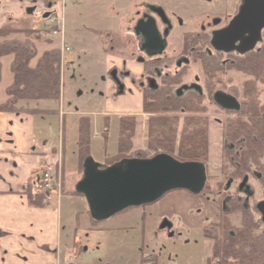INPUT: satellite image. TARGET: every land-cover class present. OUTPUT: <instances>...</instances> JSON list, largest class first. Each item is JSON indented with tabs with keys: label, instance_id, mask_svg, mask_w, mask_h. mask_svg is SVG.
Returning <instances> with one entry per match:
<instances>
[{
	"label": "rangeland",
	"instance_id": "obj_1",
	"mask_svg": "<svg viewBox=\"0 0 264 264\" xmlns=\"http://www.w3.org/2000/svg\"><path fill=\"white\" fill-rule=\"evenodd\" d=\"M143 2L144 0H66L63 6L57 5L53 11L59 17L62 10L65 26H67L66 30L64 28L65 34H71V29L78 27L80 32L87 30L97 38L99 35L103 37L104 32L102 31L109 28L114 32H118L119 29L121 34L124 29L129 27L130 21L137 17L135 12L138 10L143 11ZM216 2L218 3V0ZM24 6L16 1L0 0V26L9 20L19 19L22 16V11H24ZM30 18L32 24L40 33L37 35L40 38L38 41L32 39L38 52L37 55L39 56L45 50L50 49V42L55 47L60 48V41L57 39L60 35L53 36L54 40H51L49 37L51 33L47 31V24L44 23L43 16L35 13ZM196 19L198 23L199 16ZM203 21L206 23L208 19L203 18ZM13 37L23 39L21 34ZM63 53L62 82L67 85L68 74L74 70V62H70V64L67 62L65 65V55L69 53L68 51ZM10 60L11 56H4L1 62L3 64V76L0 84V103L6 99V88L12 82V74L9 70ZM31 62L30 64L33 65ZM78 70L80 71V68ZM191 72L197 74L194 69ZM248 78L242 72L225 70V73H221L216 80L217 87L234 96H236L235 91H237L238 96L236 97L240 102L243 95H245L243 90ZM71 82L82 87L80 77H73ZM256 88L262 106L264 105V86L257 84ZM109 96L110 94L103 93L105 102ZM85 98L86 96H83L82 99L85 100ZM90 99L91 97L83 103L76 102L75 105L83 106L84 109H94L101 106L100 104H90ZM120 100L122 103L127 101L126 107H128L131 99ZM134 102L135 99L132 100V103ZM79 109L81 111V108ZM141 110L143 113L141 116L128 115V117L136 118L134 150L150 155L152 152L146 148L147 119L149 115L144 113L143 109ZM205 110L206 112L202 113ZM198 115L206 117L208 121L206 167L207 183L211 189H204L198 195H193L185 190L170 191L153 203L130 207L112 217L95 222L92 221L89 215L85 198L74 194L71 176H74V179L79 178L75 174L78 162L76 153L77 132L75 127L73 128L65 123L66 131L63 138L66 152L63 166L69 182H67L68 193L63 194V197H59V200L62 201L59 209L62 211L63 238L68 237V241L71 240L70 244L72 247L75 246V254L78 255V258L74 260V264H144L147 261L151 264H206L211 252V240L204 237L202 232L207 224L211 223L210 225H213L212 223L219 222L220 205L223 201L231 197L244 199L245 196L238 190L241 179L231 181L226 189V197L222 198L221 193L218 191V186L225 185L229 180L228 173L231 171L229 163L223 158V152L229 145V141L223 138V125L225 120L234 118V115H229L227 111L217 106L213 99L212 102H209L207 97L201 102V110ZM48 116L46 117L48 124L57 132L60 126L59 123L62 122L61 116L59 118L53 114ZM179 116L180 127L183 114H179ZM74 118L71 117V120ZM115 125H111L108 144L105 145L100 141L103 139L102 136L92 138L90 151L93 158L98 157L95 150L100 152L102 149L106 151L115 149L117 139V126ZM97 131L101 133L100 130ZM262 161L264 162V155ZM247 184L253 190L247 204H249L248 208L251 210L253 219L258 224L256 234H264V223L260 220V209L256 204L257 202H264V189L252 173L248 174ZM171 199L174 200L171 201ZM188 215L190 218H188ZM228 218L234 227L240 226V214H230ZM163 220H168L171 226L161 228L160 225ZM220 230L221 228H218L215 233H219ZM143 258L147 260L141 262Z\"/></svg>",
	"mask_w": 264,
	"mask_h": 264
},
{
	"label": "trees",
	"instance_id": "obj_2",
	"mask_svg": "<svg viewBox=\"0 0 264 264\" xmlns=\"http://www.w3.org/2000/svg\"><path fill=\"white\" fill-rule=\"evenodd\" d=\"M34 33L35 31L31 27L20 23H5L0 26V83L2 57H12L9 70L13 76L12 83L6 88L8 99L0 103V112L27 111L36 114H54L57 111L56 109L42 108L22 109L15 106L19 100H50L58 104L60 99L59 51L52 48L43 52L38 57L36 64L31 66L30 62L37 55L32 39H40L34 36ZM20 34L23 39L11 37ZM226 63L224 66L220 60H217L211 77L208 76L211 73L208 72V68L202 67L204 77L210 80H217L221 73H225V70L242 72L249 77L244 85L245 95L240 100L239 111H227L229 115L233 114L234 118L225 120L223 125V138L229 141L228 147L223 152L224 160L231 167V171L228 173L229 179L242 180L252 173L264 189V162L262 161L264 155V105H260L256 88L257 84L264 86V35L257 50L238 57L234 62L227 61ZM216 84L215 81V87L201 94L190 93L175 97L171 93L173 85L169 86L168 93H156L152 100H150L149 94H145L142 109L144 113L151 114L147 119L146 147L148 149L159 148L162 152L173 155L179 161H200L206 166L208 121L206 117L200 116L198 113L205 97L209 102H212V93ZM229 89L235 90L234 88ZM235 95L238 96L237 91H235ZM179 114H183L180 127ZM135 120V117L128 116L119 118L115 153L104 158L102 162L104 165L114 164L124 158L146 157L145 154L134 150ZM105 127L107 130L101 133L103 144L106 145L109 125L105 124ZM76 128L78 132L76 141L78 162L75 172L81 176L83 162L91 156L90 118L79 116ZM223 169L226 171L224 167ZM64 174L65 170L62 167V191ZM225 185L218 186L222 198L226 197ZM204 189H211L207 182ZM74 194L78 193L74 191ZM26 195L30 206L40 207L47 202L43 195L33 192L30 184L27 187ZM243 200L231 197L223 201L220 205L219 222L212 223L213 225L207 224L202 232L204 237L211 240V252L206 264H264V234H256L257 221L253 219L250 208L244 206ZM230 214L241 215L239 227L232 225L228 218ZM92 221L95 222L94 219ZM218 228H221L220 232L215 233ZM145 259H141V262Z\"/></svg>",
	"mask_w": 264,
	"mask_h": 264
},
{
	"label": "crops",
	"instance_id": "obj_3",
	"mask_svg": "<svg viewBox=\"0 0 264 264\" xmlns=\"http://www.w3.org/2000/svg\"><path fill=\"white\" fill-rule=\"evenodd\" d=\"M79 30L80 28L74 27L71 29V34H65L66 44L73 48L72 53L65 55V65L67 62L69 64L74 62V70L68 74V84L63 83L59 104L50 100H19L15 105L16 108L22 109H56L53 115L62 118L57 132L46 119L51 114L27 111L0 112V264H66L68 255L74 254L76 259L78 258L75 254V246L72 247L70 244L71 240L68 241V237L63 238L62 235V211L59 209L62 201L56 199V195L46 194L48 199L46 205L30 206L26 195L27 187L29 184L32 185L33 192L37 193L34 185L42 171L56 165H62L64 169L65 123L75 127L77 132L78 117L88 116L91 120V133L94 132L93 129L102 132L106 128L105 124H108L109 138L111 125L116 124L118 133L120 117L143 115L141 98L130 87L127 79L122 81L128 92L122 96L118 95V82L112 75L114 67L124 68L136 75L141 70L131 58L124 60L117 54V50L125 48L123 42L119 41L118 33L113 32L112 41L106 44V38L102 39L99 36L96 38L87 30H82L83 33ZM106 30L112 31L110 28ZM51 43H49L50 49L55 48ZM40 55H36L31 66L36 64ZM2 59L3 57L1 62ZM1 76H3V64ZM73 77H80L82 87L71 82ZM103 93L110 94L106 102ZM83 96H86L85 100L82 99ZM87 97H91L90 104L101 106L84 109L83 106L75 105L76 102H87ZM126 97L131 99L128 107H126ZM7 99L6 94L4 102ZM120 99L126 102L122 103ZM133 99H135L134 103H132ZM71 117L75 118L71 120ZM100 141L103 143V139ZM95 151L98 157L93 159L98 163H102L105 157L115 153V149ZM75 174L77 177L78 174L76 172ZM63 177L65 195L68 193L67 182H69L66 171ZM79 178L74 179V176H71L74 191Z\"/></svg>",
	"mask_w": 264,
	"mask_h": 264
},
{
	"label": "flooded vegetation",
	"instance_id": "obj_4",
	"mask_svg": "<svg viewBox=\"0 0 264 264\" xmlns=\"http://www.w3.org/2000/svg\"><path fill=\"white\" fill-rule=\"evenodd\" d=\"M11 1L25 5L24 11L19 19L5 23L28 25L35 31L34 36H37L39 30L32 24L30 18L37 13L43 16L48 29L56 31L62 25L66 30L62 10L59 17L53 11L57 5L63 6L66 0ZM216 1L144 0L143 11H136L137 17L130 21L129 27L121 34L119 29L117 32L119 41L123 42L125 47L117 50L119 57L124 60L131 58L141 67L137 75L124 68L114 67L112 75L118 82V95L128 92L122 81L124 79H127L133 91L137 92L141 102L145 94H149L152 100L156 93H168L169 86L174 83L171 93L175 97L190 93L201 94L215 87L216 81L204 77L202 66L208 68V72H211L208 76L211 77L217 60L225 66L227 61L234 62L238 57L257 50L262 41L264 29L248 52L241 54L236 50L245 40L233 42L227 50L217 46L220 42L216 36L229 26L238 13L242 0H218V3ZM203 18L208 21L204 23ZM104 32L103 37L101 35L99 37L106 38L105 43L109 44L114 31L105 30ZM35 40L38 41L36 38ZM193 69L197 74L191 72ZM216 91L223 90L216 84L214 92ZM242 187L243 185H240L239 189L241 190Z\"/></svg>",
	"mask_w": 264,
	"mask_h": 264
},
{
	"label": "water",
	"instance_id": "obj_5",
	"mask_svg": "<svg viewBox=\"0 0 264 264\" xmlns=\"http://www.w3.org/2000/svg\"><path fill=\"white\" fill-rule=\"evenodd\" d=\"M264 29V0H242L239 11L229 26L217 37L222 48L239 40H245L236 50L250 51ZM213 101L222 109L238 111V100L223 91L213 93ZM227 183V186L229 185ZM242 180L243 191L248 197L253 192ZM206 183V169L199 161H179L175 157L160 153L150 158H124L111 165L95 162L91 156L83 162V172L75 185V191L85 198L88 211L95 221L105 220L130 207L153 203L164 194L174 190H185L199 194ZM264 223V202L257 204ZM163 220L160 227H170Z\"/></svg>",
	"mask_w": 264,
	"mask_h": 264
},
{
	"label": "built area",
	"instance_id": "obj_6",
	"mask_svg": "<svg viewBox=\"0 0 264 264\" xmlns=\"http://www.w3.org/2000/svg\"><path fill=\"white\" fill-rule=\"evenodd\" d=\"M59 33H61V40H62L60 45L61 55L63 54L64 51L71 52L72 51L71 47L63 42L62 29L59 32L52 31V34L54 35ZM61 187H62V183H61L60 167L48 168L45 171H43L36 180L34 185V188L37 191V193L54 194L57 196V199H59V197L61 196ZM68 263L69 264L71 263L70 258Z\"/></svg>",
	"mask_w": 264,
	"mask_h": 264
}]
</instances>
